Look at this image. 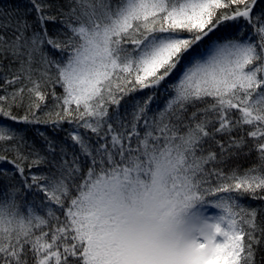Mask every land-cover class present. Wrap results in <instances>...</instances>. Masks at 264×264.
I'll return each mask as SVG.
<instances>
[{"label":"snow or ice","instance_id":"1","mask_svg":"<svg viewBox=\"0 0 264 264\" xmlns=\"http://www.w3.org/2000/svg\"><path fill=\"white\" fill-rule=\"evenodd\" d=\"M27 4L0 118L55 135L0 122V264H257L264 0Z\"/></svg>","mask_w":264,"mask_h":264},{"label":"trees","instance_id":"2","mask_svg":"<svg viewBox=\"0 0 264 264\" xmlns=\"http://www.w3.org/2000/svg\"><path fill=\"white\" fill-rule=\"evenodd\" d=\"M28 7L27 0H0V10L3 11H14V10H20V12H23L26 8ZM219 35V33H218ZM215 38V37H213ZM153 90L151 89H145L142 92H137L133 94L134 98H143L148 94H151ZM163 92V89H160L159 92L157 93V100L153 104V107L155 108L158 104L162 103L164 100V96L160 93ZM132 103V100L129 98H126V102L124 103L123 107L128 108L130 107ZM22 115V113H21ZM0 122L10 125L13 128L17 129L21 135H24L27 137L29 140H36L39 143V139L41 134H47V135H55L53 130L51 129L50 126L47 125H28V124H23V123H15L13 121L5 120L4 118H0ZM68 126L65 125V128ZM61 136L63 135L62 133L60 134ZM253 161H248L245 163V166H248L251 164ZM10 167V166H9ZM246 204H257L259 202L257 201H249L245 200ZM257 264H264V250L258 253L257 257Z\"/></svg>","mask_w":264,"mask_h":264}]
</instances>
